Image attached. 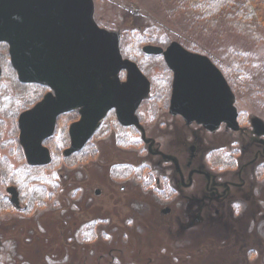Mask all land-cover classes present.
<instances>
[{
	"label": "rangeland",
	"instance_id": "374dc122",
	"mask_svg": "<svg viewBox=\"0 0 264 264\" xmlns=\"http://www.w3.org/2000/svg\"><path fill=\"white\" fill-rule=\"evenodd\" d=\"M93 1L96 25L117 36L123 58L150 81V95L136 113L144 143L141 132L120 131L107 117L85 150L66 158L68 130L79 118L67 116L50 141V164L31 169L14 145V119L49 90L20 86L0 45V264L262 263L264 159L255 162L259 167L243 169V188H231L225 200L202 208L203 183L182 188L171 162L148 155L145 138L186 174V147L196 136L200 156L191 168L207 170L218 185L239 181L238 169L261 150L264 139L249 124L264 122V0ZM172 43L206 56L222 72L243 118L240 132L221 126L205 133L194 126L185 137L168 117L172 74L161 56L143 49ZM218 149L225 153H210ZM214 158L216 168L209 166ZM157 179L169 184L173 196L166 186L156 190ZM122 185L127 190L120 193ZM9 187L18 190V207L10 202ZM96 189L102 196H95ZM164 206L173 209L172 217L160 215ZM198 214L200 221L191 225Z\"/></svg>",
	"mask_w": 264,
	"mask_h": 264
},
{
	"label": "water",
	"instance_id": "95a60500",
	"mask_svg": "<svg viewBox=\"0 0 264 264\" xmlns=\"http://www.w3.org/2000/svg\"><path fill=\"white\" fill-rule=\"evenodd\" d=\"M92 15L91 0H0V43L8 46L17 80L51 91L18 117L19 145L28 166L50 163L43 141L53 134L56 118L68 112L77 110L80 119L68 130L71 146L65 156L80 150L112 109L120 124L139 127L135 112L148 95L149 83L134 63L122 59L117 36L100 29ZM143 51L163 54L172 72L171 115L209 132L221 124L238 130L235 97L208 58L176 43L165 52L154 47ZM122 70L124 83L118 77ZM251 126L264 135L262 121L253 119ZM7 193L18 206L16 189Z\"/></svg>",
	"mask_w": 264,
	"mask_h": 264
},
{
	"label": "flooded vegetation",
	"instance_id": "af4514ba",
	"mask_svg": "<svg viewBox=\"0 0 264 264\" xmlns=\"http://www.w3.org/2000/svg\"><path fill=\"white\" fill-rule=\"evenodd\" d=\"M170 91H171V87H169V95H168L169 101H170ZM169 101L167 100V103H166V109H167L168 117H170L172 121H175L176 123H179L181 125V127L184 129L185 137H188L187 133L189 131L193 132L192 127H194L195 125L186 124L185 120L180 115H171L170 111H169V104H170ZM108 116H110L112 118V121L115 123V125H116L115 128L117 127L118 129H120V131H124L123 129H126V127H121L120 125H118L119 123H118V121L116 119V116H115L113 111L110 112ZM137 118H138V116H137ZM139 124H140V121H139ZM238 124H239V128H240L238 132H240L241 128L243 127V118H242V115L240 113L238 114ZM199 128H202V127H199ZM127 129L128 130H126V131H128V132H130L131 130L136 131V129H134V128H127ZM137 131L141 132L142 137L144 139L145 131H143L141 127H140V129L137 128ZM202 131L206 133V130L203 129V128H202ZM258 138H264V136L258 137ZM186 139L188 140V138H186ZM142 141L144 143V140H142ZM198 141H199L198 137L194 136L192 142L187 144L186 151H187L188 160L186 161V167L188 169H187V173L186 174L182 173V170L180 169V166L178 165V162H177V160L174 157L164 153L163 151L154 152L152 150V147L155 146V141H150V144L147 145V148H146L147 150L146 151H148L150 154L152 153L151 156H159L161 159L165 160L166 162H171V164L173 166V169H174L175 173L177 174V176L179 178V184H180V186L182 188H184V189H194V187L199 182L203 183V185H204L203 188H204V190L206 192V195H203L201 197V199H200V203L202 205V208L204 207L203 204L205 202H206V207H207L209 204H211V202H219V201L225 200L228 197V194H229L231 188H233L235 190H239V189L243 188L245 186V181L241 177L243 169L255 165L256 164L255 162H257V160L259 158L264 159V139H263V140L260 141V143L262 144L261 150L256 151L255 156L253 157V159L250 160L249 162L243 164L238 169V172H237V176L238 177L237 178H238L239 181L238 182L225 181L223 184L220 183L218 185L216 182H214L212 176L210 175L209 172H207V170H199L198 168H191V167H193V165H192L193 160H198V158L200 156L199 155L200 147L197 145ZM216 151L224 152L222 149H218V150H213L210 153H214ZM231 159L234 162L235 161V156L233 155L231 157ZM210 160H211V162L209 163V166H212V167L216 168L215 167L216 166L215 158L213 159V161H212V159H210ZM221 166H223L224 168L227 167L226 165H221ZM257 167H259V165H257ZM220 173H225V170L222 169V167H221ZM194 176H199L202 179L199 181L198 179L194 178ZM163 186H166L167 187L166 189L169 192L168 194H170V196H173V189L169 186V184L167 182L162 184L160 179H157L155 181L156 190H158V188H161ZM118 190H119L120 193H123V192H125L127 190V187H126V185H122V186L119 187ZM94 194H95V196H100L102 194V192L99 189H96L94 191ZM159 213H160L161 216H164V217H172L173 214H174V211H173V209L171 207L164 206V208L159 210ZM213 214L215 216H219L220 215V211L217 208H214L213 209ZM193 217H194V219H193V222L191 223V225L195 224L196 222L200 221V219H201L200 214H198L196 216H193ZM255 264H264V260H263L262 263H257L256 262Z\"/></svg>",
	"mask_w": 264,
	"mask_h": 264
},
{
	"label": "bare ground",
	"instance_id": "6f19581e",
	"mask_svg": "<svg viewBox=\"0 0 264 264\" xmlns=\"http://www.w3.org/2000/svg\"><path fill=\"white\" fill-rule=\"evenodd\" d=\"M91 2H92V5H93V14H94V1L93 0H91ZM92 20H93V15H92ZM94 21V20H93ZM106 31V30H105ZM109 32V31H108ZM111 33H113V32H111ZM114 34V33H113ZM1 45H3L4 47H5V50H6V54H7V58H8V61H9V63H10V58H9V49H8V46L6 45V44H1ZM149 46H151V45H147L146 47H149ZM145 47V48H146ZM162 49V48H161ZM165 49H167V47L165 48ZM165 49H162V50H165ZM144 50V49H143ZM144 52V51H143ZM146 55H149V54H146ZM198 55V54H197ZM122 58H123V56H122ZM124 60H127V59H125V58H123ZM128 61H130V60H128ZM166 65V64H165ZM168 68V67H167ZM17 83L20 85V86H24V87H28V86H31V85H36V86H38V84H23V83H20L19 81H17ZM172 83H173V80H172V76L170 77V87H171V85H172ZM39 87V86H38ZM42 88H45L48 92L47 93H44V95L42 96V98H41V100L46 96V94H48V93H50V89H48V88H46V87H42ZM150 91H151V88H150ZM150 91H149V95H150ZM168 101H169V98H168ZM38 104V103H37ZM36 104V105H37ZM36 105H34L32 108H29V109H27V110H25V111H29V110H31V109H33ZM142 105H144V103H142ZM141 105V106H142ZM140 109V108H139ZM25 111H23V112H25ZM22 112V113H23ZM21 114V113H20ZM19 114V115H20ZM19 115L16 117V119H17V121H16V124H15V128H16V132H17V144L19 145V130H18V126H17V122H18V117H19ZM64 117H67V115H61V116H59V117H57L56 118V120H55V128H54V132H53V134L49 137V138H47L46 140H44L43 141V146L44 147H46L47 149H48V151H49V154H50V156L51 155H53V153H52V148H51V146L49 145L50 144V141L54 138V137H56V135L58 134L57 132H58V122H59V120L60 119H62V118H64ZM109 118H111L110 116H108ZM137 119V121H138V124H139V118H136ZM102 123H105V122H102ZM101 123V124H102ZM118 125H120L121 127H126V129H123V130H128L127 128H134V129H136L137 130V126H135V125H132V126H124L123 124H118ZM139 126H140V124H139ZM140 128V127H139ZM100 130H101V127H100V125H98V127H97V129H96V132H95V134L97 133V132H100ZM95 134H93V136L86 142V144L80 149V150H78L77 151V153L75 154V155H77V154H81L84 150H85V148H86V146L90 143V141H91V139L94 137V135ZM68 148L66 147V148H64V150H63V152L64 151H66L67 149H69V147L71 146V143H70V138H69V135H68ZM141 139L143 140V137L141 136ZM146 143H148L147 145H149L150 144V140H148V139H146L145 138V144ZM155 146H156V143H155ZM154 146V147H155ZM152 149H153V147H152ZM147 150V149H146ZM147 153H148V155H150L151 156V154L147 151ZM74 154V153H73ZM70 155V156H68V158L70 157H73L74 155ZM63 156H64V153H63ZM197 160H193V162H192V165L194 166V163L196 162ZM50 164V163H49ZM45 166V167H44ZM44 166H41L42 168H47L46 166H48V164L47 165H44ZM34 169H36V168H34ZM196 179H198L199 181H200V177L199 176H196ZM103 194V193H102ZM102 194H101V196H102ZM17 202L19 203V197H18V200H17ZM206 203V202H205ZM205 203L203 204L204 206H206L205 205ZM12 205H13V207H16V205H14L13 203H11Z\"/></svg>",
	"mask_w": 264,
	"mask_h": 264
},
{
	"label": "trees",
	"instance_id": "16d2710c",
	"mask_svg": "<svg viewBox=\"0 0 264 264\" xmlns=\"http://www.w3.org/2000/svg\"><path fill=\"white\" fill-rule=\"evenodd\" d=\"M16 83V82H15ZM67 116L69 117V116H71V117H78V114L76 113V112H73V113H69V114H67ZM14 118V117H13ZM11 121H13V120H11ZM15 119H14V128H15ZM13 133V136H14V145L17 143V140H16V137H17V132H16V128L12 131ZM18 145V144H17ZM17 145H16V147H17ZM19 147V146H18ZM23 169H25V168H23ZM31 169H34V168H31ZM31 169L30 168H27L26 170H28V172H30L31 171ZM21 191V190H20ZM20 193V192H19ZM20 195H21V193H20Z\"/></svg>",
	"mask_w": 264,
	"mask_h": 264
}]
</instances>
